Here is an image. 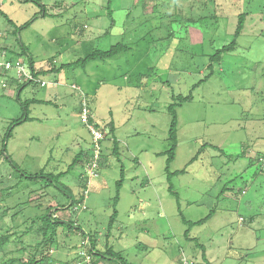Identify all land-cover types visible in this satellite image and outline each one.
<instances>
[{
	"label": "rangeland",
	"instance_id": "obj_1",
	"mask_svg": "<svg viewBox=\"0 0 264 264\" xmlns=\"http://www.w3.org/2000/svg\"><path fill=\"white\" fill-rule=\"evenodd\" d=\"M108 1L0 0V10L17 28L36 18L15 33L0 14V49H9L5 60L29 63L28 55L18 56L23 43L34 67L48 71L97 49L118 43L131 47L85 69L47 73L46 81L61 85L27 86L20 99L17 87L3 88L4 80L16 77L15 70L0 76V150L6 144L7 154L28 175L64 173L55 182L21 180L0 156V206L11 210L3 217L0 213V235L8 229L20 235L0 251V261L40 260L36 245L44 237L30 230V217L44 216L52 207L53 217L70 225H60L52 257L40 264H75L89 237L96 250L112 247L127 264H205L204 253L209 264H264V184L258 185L264 177L257 183L251 178L260 164L247 171L251 159L264 155V0H225L217 17L211 0H112V18ZM43 6L46 17L40 15ZM242 13L247 19L237 49L209 69L210 56L233 39ZM147 73L150 77L141 79ZM207 76L193 99L177 108L179 142L170 169L187 168L172 180L178 204L168 189V155H163L171 147L169 106L174 96L189 95ZM74 85L90 96L91 110L105 130L96 170H90L95 143L82 123V96ZM30 100L49 104L31 105L34 121L14 125L6 141L9 127L23 115L21 104ZM111 120L119 157L113 154ZM81 152L85 157L67 173ZM122 167L125 182L110 229ZM237 176L242 178L221 196ZM84 194L85 203H79ZM211 212L204 225L191 231L197 241H188L182 215L195 222ZM99 264L121 263L105 259Z\"/></svg>",
	"mask_w": 264,
	"mask_h": 264
},
{
	"label": "trees",
	"instance_id": "obj_2",
	"mask_svg": "<svg viewBox=\"0 0 264 264\" xmlns=\"http://www.w3.org/2000/svg\"><path fill=\"white\" fill-rule=\"evenodd\" d=\"M211 2H213V8H214V6L216 7V9L213 12V14H214L215 17H217L218 13L222 12V8L221 7H223V5H224L223 3H225V0L224 1L223 0H211ZM108 3H109L108 7H107L108 16L110 18H112V16H113V11L111 9L112 0H109ZM204 5L206 7H209V5L206 4V3ZM158 6L159 5L156 4L154 9H152V12H151L152 14L155 13V11H156ZM177 9L180 12L179 8H177ZM0 14L3 15L7 19V22L9 24L14 26L15 33L19 32V31H21L23 29L29 28L32 25V22L34 20H36V18H35L32 21L27 22L24 25H22L20 28L19 27L17 28L16 25L14 24V22L11 21L8 18V16L3 13V11L0 10ZM40 15L42 17H46L48 15L47 9L45 8V6H43V10L41 11ZM198 19L200 20V19H205V18L199 17ZM198 19L197 20H190L189 22H190V24H195L196 21H198ZM246 19H247V15L245 13H242V14H240L238 16V24H237L236 31H235L233 39L230 42L225 43L222 47L217 49L214 54H212L210 56V58H209L210 59V64L208 66L209 69H213L215 64L219 65L222 62L224 55L232 53V52H234L237 49L238 40L242 36V34L244 32V29H245ZM114 25L115 24H113L111 27H113ZM8 50L9 49L7 47L1 48L0 49V53L6 52V51L8 52ZM130 50H131V47L128 44L118 43V44L112 46L109 50H99V49L94 50L91 54H89L88 56H86L83 59H79V60H77L75 62H72V63L62 64L59 68L53 66L48 71L38 70V69H37V71H35L33 58L29 54L28 48L23 43H21V51L18 54V56L21 58L23 56L26 57L28 55V62L34 68L35 76L43 78L45 75H47V73L54 74V73H58V72H61V71L65 70V69L73 68V67H76V66H80V67L85 69L87 67V65L89 63H91V62L107 61V60L113 59V58H115V57H117V56H119L121 54L128 53ZM152 72H155L154 69L152 70ZM209 76H212V74L209 75ZM209 76L205 77V79H202L199 82H197L196 84H194L192 86L191 90H190L189 95H187V96H182V95L174 96L173 99H174L175 103H173V104H171L169 106V111L172 114V120H171V125H170V130H169V141H170L171 147H170V150L168 152L164 153L163 155H165V156L168 155L167 168H166L167 182L169 184V188L168 189H169V192L177 198L178 204H179V196H178V194H176L174 192V187H173L172 180H173L174 177H177L179 175L185 174L186 171H187V168H185V169H183L181 171H175V172L171 171V169H170L172 162L175 160L176 150L178 148V142H179L178 141V124H179V120H178L177 108L181 107L184 103H186L188 101H191L193 99L194 91L199 86H201L204 82H206L207 79L209 78ZM140 77H141V79L149 78L150 77V73L142 74ZM55 81L56 80H54L53 82H49L45 87H47L49 85H52L54 87H58V86L61 85V83L55 82ZM30 85H35V84H33L31 82H29V83H27V82L26 83H21L18 80L14 79V77L13 78H8V86L17 87L18 98L19 99H20L21 93L24 91V89L27 86H30ZM78 91L81 92V96H82L81 111H80V114H81V112L83 110V104H84V96H83L84 93L82 91H80V90H78ZM85 99H87L86 101H87L88 106L90 108H92L91 107V98H90V96L87 97V95H85ZM36 103L49 104V102H47V101L45 102V101H38V100H30V101L23 102L21 104L22 109H23V115H22V117L20 119L16 120L9 127L8 133L5 136L6 137L5 138L6 141L10 138V136H11L13 130H14V125L18 126V125H21V124L26 123V122L34 121V118L30 117V107H31V105L36 104ZM91 122L94 123L97 128H100L105 133L103 125L96 121V119L94 117V114L92 115ZM109 127L111 129L109 134H110V137L113 140V146H114L113 154L115 156L119 157L120 146H119V141L117 140L116 135H115L116 127H115V124H114V122L112 120H111V122L109 124ZM199 154L197 156H195V158L192 159L190 164L198 159ZM243 155L244 154H241V156H243ZM0 156H2V157L4 156V158L7 160V162H9L14 168L17 169L18 173L21 175V178H20L21 180H23V179L36 180V179H40V178H45L49 182H55V181L60 180L63 177V175H64V173H61V174H58V175H49V174L48 175H44L43 173L35 174V175H28V174L24 173L23 171L18 169V166L12 161L11 157L7 154L6 144H4L3 145V149L0 150ZM245 156H246V154L243 157H245ZM82 157H85V153L84 152H81L80 154H78L75 157V159H74L73 163L70 165L69 170L67 171V173H69L72 169H74V167L78 164V162L80 160H82ZM257 164H260L261 166L254 173H252V177L251 178H252V180L255 181L254 183H257L260 175H262L264 177V155L257 154V158L255 157V161L253 159H251L250 163H249V166L247 168V171L250 170L251 167H253L254 165H257ZM241 178L242 177H238L237 176L236 178L231 179L223 187V189L221 191V196H224L227 193V191L231 187L234 186L235 182L237 180H240ZM124 182H125V171H124V168L122 167L121 178L116 183V193L117 194H116V196L114 198V206H113L114 209H113V214H112V216L110 218V223H109L110 229L113 228L114 223H115V221L118 218L117 205H118V203L120 201V192H121V190H122V188L124 186ZM263 184H264V180L261 181V183L258 184V185L262 186ZM245 185H247V184L245 183ZM47 186H49V184H47ZM85 187L87 188L86 185H85ZM5 190H2V192H4ZM243 193H244V190L241 191L242 195H243ZM262 196L264 197V194ZM82 198L83 199L78 201L79 203H82V202L85 203V201H84L85 200V194H84V196H82ZM1 200L3 202L6 201L4 198H2ZM27 203H29V202H27ZM72 206H73V204H72ZM17 207H19V206H17ZM10 211L11 210H10L9 207L6 208V209L5 208L2 209V206H0V213L2 214V217L8 215ZM22 211H23L22 208L19 209L15 214L12 215V219L18 217L22 213ZM213 215H214V213L211 212V214H209V216H207L204 219H201L199 221H195V222L188 221L182 215V222L184 223V225H186L188 227L187 230L184 233V236L186 237V239L188 241H190V242L197 241V239L190 237L192 229L194 227H197V226L200 227V226L204 225ZM53 216L54 215L52 213V207H49V208H47L46 214L44 216H36L35 215V216H31L30 217V220H31V226L29 227L30 230L36 231L38 234L42 233L43 237H44L43 241L40 244L36 245L37 251H39V254L41 256L40 260H39L38 257L37 258L33 257V258H30V259H26V260H24V259H21V260L9 259V260H1L0 264H40L41 261H46V259L51 258L52 255H53L51 253L52 249L57 246L56 245L57 244L56 241L58 239V230L61 227L60 225H70L69 222H62V223L58 222L56 220V218H54ZM37 223H41V226H39L38 229H34V227H37V225H36ZM50 229L53 230V232H51V234H49ZM17 238H20V235H19L18 231H12L11 229H8L5 233L1 234L0 235V251L5 250L9 245H11L13 243V241H16ZM88 242H89L88 244L87 243L85 244V248L81 249V252L78 255L77 261L75 260V262H74L75 264H85V258H86L85 255L91 256V258L93 260L92 264H99L100 261L105 260V259L106 260H118V261H120L121 264H127L124 261V259L118 253H116L114 251V249L112 247H107L106 248L107 249L106 252H101L99 250H96V246H97L96 242L93 241L90 237L88 238ZM195 245L197 246L198 249H200V245L198 244V242H196ZM203 260H204L205 264H209V262L206 259L205 253L203 255Z\"/></svg>",
	"mask_w": 264,
	"mask_h": 264
},
{
	"label": "built area",
	"instance_id": "obj_3",
	"mask_svg": "<svg viewBox=\"0 0 264 264\" xmlns=\"http://www.w3.org/2000/svg\"><path fill=\"white\" fill-rule=\"evenodd\" d=\"M3 59H0V76L3 77H9V73L12 70H15L16 72V77L14 79L18 80L21 83H33V84H39L43 87H45L49 82L46 81L44 78L42 77H36L35 76V71H37V69L32 67V65L30 63H26L24 61H21L20 59L12 62L10 60H5L4 57H6V52L1 53ZM8 87V80H4L3 81V88H7ZM74 89L80 90L82 91L79 87L77 86H73ZM83 94V93H82ZM84 96V104H83V110L80 114L82 123L87 127L88 131L90 132L91 136L93 137V142L95 143V147H94V158L91 161V168L90 170H96V168L99 165V159L100 156H102V150H101V142L104 141L105 139V134L104 132L100 129L97 128L95 126L94 123L91 122V118L93 115V112L91 110V108L88 106L87 104V99H85V95ZM85 264H92V258L89 255H85ZM184 264H187L186 261H184Z\"/></svg>",
	"mask_w": 264,
	"mask_h": 264
},
{
	"label": "crops",
	"instance_id": "obj_4",
	"mask_svg": "<svg viewBox=\"0 0 264 264\" xmlns=\"http://www.w3.org/2000/svg\"><path fill=\"white\" fill-rule=\"evenodd\" d=\"M93 110V109H92ZM95 117V116H94ZM96 121H97V118L95 117Z\"/></svg>",
	"mask_w": 264,
	"mask_h": 264
}]
</instances>
